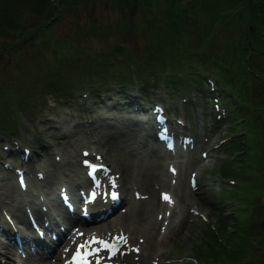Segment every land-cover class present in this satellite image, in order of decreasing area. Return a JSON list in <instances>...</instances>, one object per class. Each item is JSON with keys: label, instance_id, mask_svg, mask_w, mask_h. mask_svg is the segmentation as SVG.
Instances as JSON below:
<instances>
[{"label": "rangeland", "instance_id": "1", "mask_svg": "<svg viewBox=\"0 0 264 264\" xmlns=\"http://www.w3.org/2000/svg\"><path fill=\"white\" fill-rule=\"evenodd\" d=\"M41 1L0 0V177L14 173L5 166V159L13 168L23 169L20 163L26 154L30 162L28 168L37 167L45 160L40 150L43 143L50 142L56 147L61 161L60 143L54 135L49 136L40 129L43 117L60 120L62 115H68L74 122L86 121L90 115L86 113L89 104L97 105L96 102L116 93L122 98V94L131 92L143 102L162 104L170 116L183 115L185 125L196 140L193 150L175 155V159L187 160L182 170L190 191L183 197L187 202L185 213L181 211L175 216L170 208L183 210V202L173 192L164 193L169 197L164 198L165 214L172 230L159 248L160 264H245V261L264 264L261 256L264 240L261 244L256 242L264 239V117L260 116L261 107L256 112V106L251 103L247 126L237 127L238 133H245L244 144L240 138L227 143L231 111L226 106V93L220 82L215 81L217 89L223 92L217 104L214 96L218 93L211 89L212 83L207 84L209 80L203 87L205 99L193 85L171 89L170 85L151 78L147 86H142L134 74L126 84L106 80L113 69L126 66L128 61L122 55L127 52L132 53V61L147 66L144 50L151 45H158L167 52H176L173 50H178L179 44L185 46L184 50L197 48L198 58L191 59L183 53L189 63L197 64L206 58L208 50L216 54L231 50L240 41L243 25L237 21L233 10L229 11L232 18L219 17L220 10L232 8L228 1L81 0L75 3L74 0H49L51 4L45 3L47 8L61 4L56 11L54 8L48 11L46 21L50 23L39 22L38 16L30 11L29 4H37L39 8ZM171 5L180 15L186 13L183 16H187V20L191 19L176 38L170 37L173 29L168 25ZM260 60L264 61V55ZM50 85L66 88V94L56 95L57 90L54 93ZM257 88L258 91L251 92V98L260 102V97H264L261 81ZM247 94L245 89L244 95ZM212 107L218 108L217 111ZM7 145L20 148V152L16 156H5ZM82 148L78 149L77 159ZM205 152L207 159H199ZM172 169L175 175L180 171L179 167ZM191 173H198L199 184H190L187 176ZM13 180L16 181L15 176ZM213 224L217 235L211 230ZM202 249L207 252L206 256L199 257ZM18 256L22 258L18 253L14 259ZM19 260H14L13 264L29 262L24 258ZM0 264L7 263L0 259Z\"/></svg>", "mask_w": 264, "mask_h": 264}, {"label": "bare ground", "instance_id": "2", "mask_svg": "<svg viewBox=\"0 0 264 264\" xmlns=\"http://www.w3.org/2000/svg\"><path fill=\"white\" fill-rule=\"evenodd\" d=\"M122 95L123 99L116 93L96 102L97 105L89 104L86 113L90 115L86 121L74 122L68 115H62L60 120L43 117L40 129L49 136L54 135L60 143L61 161L56 147L50 142L43 143L40 150L46 163L18 172L25 178V189L14 182L15 174L0 177V224L7 223V230L0 229L5 234H1L3 239L0 236V259L7 264L20 261L19 256L14 259L20 248L32 254L33 260L24 264H75L69 255L72 250L82 252V260L87 259L89 264H160L159 248L172 230L165 214L164 193L173 192L183 202V210L170 208L175 216L181 211L185 213L187 202L183 197L190 191L182 170L187 160L175 159V155H182L183 147L193 150L196 140L185 125L183 115L173 117L166 108H161L162 122L158 123L154 120L158 115L155 110L162 104L143 102L131 92ZM153 128H165L173 144L180 148L171 154L166 141L157 140ZM80 147H87L91 157L97 154L99 160L94 164H104L109 169L107 175H101L103 182L118 183L115 190L122 202L120 212L117 208L111 218L99 221L102 223L95 221L96 206L104 208V202L87 204L89 210L85 214L89 218L82 216L80 208L69 211L63 203L72 200L77 206L81 199L77 187L90 184L77 162ZM4 150L8 157L20 152L18 147L10 145ZM207 156L206 152L201 153L199 159ZM26 160L27 156L23 162L27 163ZM4 161L12 170L9 160ZM173 166L180 168L176 175ZM187 177L190 184H199L198 173ZM97 189L101 193L103 185ZM119 200L107 198V209L100 212L112 210ZM29 215L44 228L43 237L33 231ZM15 232L21 236L20 246L12 242ZM118 236L124 242L121 247L113 248V240ZM79 241L84 244L79 245ZM30 242L35 243L32 249Z\"/></svg>", "mask_w": 264, "mask_h": 264}, {"label": "trees", "instance_id": "3", "mask_svg": "<svg viewBox=\"0 0 264 264\" xmlns=\"http://www.w3.org/2000/svg\"><path fill=\"white\" fill-rule=\"evenodd\" d=\"M79 1L81 0H74L75 3ZM227 1L228 5H231L232 8L228 10H220L218 14L219 17H228L229 11L233 10L237 21L241 22L243 25V33L240 36V41H238L236 46L231 48V50H227V52L223 51L222 54H216L208 50L206 58H204L200 64H197L193 61L189 63L187 57H185V55H187L191 59L193 57L198 58L199 56L197 55L200 51L197 50V48H194L193 51L184 50L185 46L179 44L180 46H178V50H173L176 52H167L168 50L164 51L158 47V45H151L147 50H144L147 66L139 64L137 61H132V53L127 52L122 55V58H125L128 61L125 63L126 66L113 69L106 75V80L126 84L131 82L130 76L134 74L138 76V80L142 86H147L148 80L152 78L153 81L170 85L171 89H175L176 87L181 88L185 85L188 87L189 85H193L198 89L201 95H204L203 87L205 85V75H209L213 80L220 82L223 92L226 93L224 99L231 111V128L229 133L236 134L233 139L240 138L241 143L244 144L243 136L245 133H238L237 127L239 125L241 128L247 126V119L249 117L247 112L250 111L251 103L256 106V112L258 111V108L261 107L260 116L263 115L264 117V97H260V102H258L257 99L251 98V92L254 90L255 92L258 91V88L256 89L258 81H261L264 85V61L260 60L261 56L264 55V0ZM41 2L39 8L37 4H29L30 11L38 16L39 22L46 21L49 18L48 11L52 12L53 8L56 11V9L61 6V4L57 6L51 5V7L49 6L47 8L45 3L49 5L50 1L42 0ZM5 5L8 9V3ZM44 6L47 10H44ZM171 6L168 11V25L173 29L170 37L176 38L183 33L184 29L189 25L187 21L191 19L188 16L189 19L187 20V16H183L186 13L180 15L176 8L173 6L171 8ZM57 16H59L58 12L55 17ZM229 18H232V16L229 15ZM31 34L33 35V33ZM22 35H24V32H22L21 36ZM205 51L206 50H201V52ZM118 52H121V49ZM183 53L187 54L184 55ZM104 82L105 81H103V83ZM50 86L53 87V91L57 90V92L54 91V93L56 92V95L58 93L59 95L66 94V88L61 86L57 87L56 85ZM188 89L190 90V88ZM245 89L248 90L246 96L244 95ZM233 98L236 99V102H233ZM249 115H251V113H249ZM262 127L264 128V121ZM232 147H235V145ZM262 240L264 239H260L256 242L261 244ZM205 252L206 251H203L202 249L198 254L199 257L206 256L207 252ZM261 256L264 257V252ZM246 262L247 261L244 263L249 264Z\"/></svg>", "mask_w": 264, "mask_h": 264}, {"label": "snow or ice", "instance_id": "4", "mask_svg": "<svg viewBox=\"0 0 264 264\" xmlns=\"http://www.w3.org/2000/svg\"><path fill=\"white\" fill-rule=\"evenodd\" d=\"M164 198L165 199H169V197L167 196V194H165ZM77 255H79V253H77ZM85 264H87V262H85Z\"/></svg>", "mask_w": 264, "mask_h": 264}, {"label": "water", "instance_id": "5", "mask_svg": "<svg viewBox=\"0 0 264 264\" xmlns=\"http://www.w3.org/2000/svg\"><path fill=\"white\" fill-rule=\"evenodd\" d=\"M263 226H264V223H263Z\"/></svg>", "mask_w": 264, "mask_h": 264}]
</instances>
